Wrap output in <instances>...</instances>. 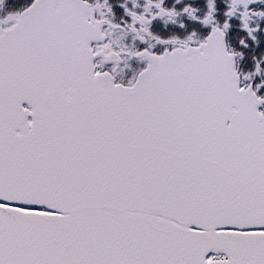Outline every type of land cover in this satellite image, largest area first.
Masks as SVG:
<instances>
[{
    "label": "snow or ice",
    "instance_id": "6c2138e0",
    "mask_svg": "<svg viewBox=\"0 0 264 264\" xmlns=\"http://www.w3.org/2000/svg\"><path fill=\"white\" fill-rule=\"evenodd\" d=\"M0 264H264V0H0Z\"/></svg>",
    "mask_w": 264,
    "mask_h": 264
}]
</instances>
